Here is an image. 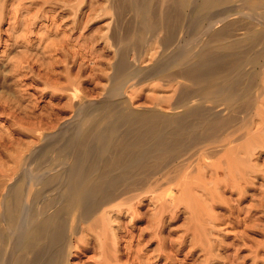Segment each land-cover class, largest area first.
Returning <instances> with one entry per match:
<instances>
[{"label":"bare ground","instance_id":"1","mask_svg":"<svg viewBox=\"0 0 264 264\" xmlns=\"http://www.w3.org/2000/svg\"><path fill=\"white\" fill-rule=\"evenodd\" d=\"M117 1L121 3L123 11H126L125 16L128 9L133 10L135 18L131 15L133 18L126 20L124 30L118 29L113 34L117 57L113 63L111 84L101 100L95 103H78L73 119L56 132L45 135V142L42 141L44 143L36 150L39 156L34 166L28 167V163L22 169L18 167L20 172L16 171L18 175L16 174L15 181L4 189L2 202L0 200L3 204L0 213V264H70L72 250L77 246L73 238L79 227L83 226L82 229L86 232L92 228L95 231L96 223H100L98 220L104 216V212L101 214L100 211L106 205H113L111 203L119 198H135L142 191L152 189L158 173L178 162L181 163L176 166H182L187 157L224 138L233 122L244 111L249 112L254 103V91L258 82L256 66L264 65V0ZM19 6L18 4L17 7ZM116 10L114 9V13ZM233 10L235 15L242 13L247 20L227 18L224 13ZM220 14L225 17L222 18ZM119 20L120 23L121 19ZM218 21L221 22L220 26H215ZM187 23L192 27L190 35L193 40L187 48L182 47L180 50L183 39L181 33H184L181 28ZM112 27L117 26L113 24ZM185 27L184 30L187 29ZM238 30L245 31L241 34ZM27 40L29 41L28 38ZM154 42L161 46V50L155 52L157 55L150 54V64L139 65L137 61H143L148 50L146 47ZM200 44L202 46L196 49ZM26 49L28 48L25 46ZM133 53L135 60L131 58ZM41 57L44 61L43 56ZM18 65L15 64V67ZM73 78L69 81V76L67 77L70 83L76 81ZM150 79H159L171 85V94L154 97V101L167 102L173 111L132 106L126 91L129 87ZM225 109L228 110L227 114L222 113ZM228 135L225 138L230 140V133ZM40 136L39 133L38 138ZM217 149V146L207 147L201 152L214 155ZM230 150L232 153L236 151L231 146ZM19 159L17 158L20 165ZM240 159L243 160L242 157L233 155L229 161L230 167L233 169L237 164L240 165ZM5 174L9 175L7 172ZM125 202L119 204L123 206L125 204L122 203ZM108 216L110 215H106ZM100 233L97 235L101 237ZM79 241L82 242V237Z\"/></svg>","mask_w":264,"mask_h":264},{"label":"rangeland","instance_id":"2","mask_svg":"<svg viewBox=\"0 0 264 264\" xmlns=\"http://www.w3.org/2000/svg\"><path fill=\"white\" fill-rule=\"evenodd\" d=\"M49 1L0 0V172L4 174H0L3 181H0V200L6 186L8 188L15 181L18 175L16 171L19 173V168L22 169L28 163V167L34 166L39 156L36 150L45 142V135L56 132L73 119L78 103H95L103 98L111 84L113 63L117 57L113 34L118 29L123 31L126 20L134 16L133 10L128 9L125 16L126 11H123L117 0ZM114 9L117 12L114 13ZM224 14L227 18L247 20L242 13L235 15L234 10ZM123 15L125 17L122 18ZM131 15L133 16L130 17ZM220 16L225 17L223 14ZM220 16L217 18H221ZM219 23L221 24L218 21L215 26H220ZM113 24L117 27H112ZM187 24L184 25L187 29L181 28L184 33H181L183 39L180 50L182 47L187 48L193 40L190 35L192 27ZM244 31L238 30L241 34ZM109 34L113 41L109 42ZM206 40L207 37L204 41ZM154 43L146 47L148 50L143 61H137L139 65L150 64L151 55H157L155 52L161 50V46ZM24 45L28 49L25 50ZM200 46L202 45L195 48ZM131 58H135L134 53ZM15 64L21 66L18 65L17 68ZM256 70L258 82L254 91V103L249 112L244 111L243 116L233 122L234 125L225 132L224 138L201 148L191 158L187 157L182 166L177 167L181 163L178 162L161 171V174L158 173L152 189L142 191L141 196L135 198H119L111 203L115 207L106 205L100 211L101 214L104 212V216L98 220L100 223L97 222L99 227L96 223L95 231L92 228L93 231L88 229L86 232L82 229L83 226L79 227L74 235L77 239L73 238L77 246L72 250L70 264H264V65L256 66ZM70 75L74 77L73 80L76 79L71 82L74 83L72 85L69 82L72 80ZM155 80H145L129 87L126 96L134 107H155L171 112L167 102L154 101V97L171 94V85ZM75 87L78 88L76 91ZM71 103L75 104L74 107ZM222 113L227 114L228 110L225 109ZM228 133L230 140L225 138L226 135L229 136ZM42 141L44 142L41 143ZM213 146L218 148L214 155L201 152ZM230 146L235 147L234 153ZM233 155L242 157L243 160L240 159V165L237 164L232 169L229 161ZM16 157L20 158V165ZM186 189H190L189 194ZM123 201L128 203H122L125 204L122 206L119 202ZM2 210L3 204L0 203V213ZM105 211L111 217H106L108 214ZM98 233L102 234L101 237ZM78 236L80 239L82 237V242Z\"/></svg>","mask_w":264,"mask_h":264}]
</instances>
